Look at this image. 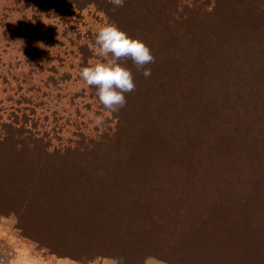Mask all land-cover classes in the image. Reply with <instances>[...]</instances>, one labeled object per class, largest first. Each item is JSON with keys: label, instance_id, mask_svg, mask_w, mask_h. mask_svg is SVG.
Wrapping results in <instances>:
<instances>
[{"label": "trees", "instance_id": "obj_1", "mask_svg": "<svg viewBox=\"0 0 264 264\" xmlns=\"http://www.w3.org/2000/svg\"><path fill=\"white\" fill-rule=\"evenodd\" d=\"M134 1L119 7L113 0L73 2L96 6L107 23L150 49L154 60L144 67L161 76L142 86L180 85L182 75L195 81L178 99L171 93L145 115L143 90L137 86L143 68L133 63V73L141 76L125 93L126 104L117 114L121 121L104 133V141L140 158L148 155V167L133 171L139 180L134 188L165 204L155 224L168 246L186 250L196 264H264V0H213L209 9L204 0H193V17L201 19L194 29L180 0L157 3V13L154 0ZM7 127L0 151L7 148L14 165L23 162L20 167L36 160L37 142ZM5 165L0 166V196L26 212L39 201L25 186L12 185L13 180L24 185L25 174ZM74 203L63 204L61 212L81 217L85 205ZM127 228L125 223L122 230ZM104 230L110 232L105 224L96 231L88 223L87 230H73L64 240L81 248L93 245V253H101L110 240Z\"/></svg>", "mask_w": 264, "mask_h": 264}, {"label": "rangeland", "instance_id": "obj_2", "mask_svg": "<svg viewBox=\"0 0 264 264\" xmlns=\"http://www.w3.org/2000/svg\"><path fill=\"white\" fill-rule=\"evenodd\" d=\"M73 1L0 0V136L10 125L40 147L36 160L29 158L23 167L19 166L23 162L14 165L7 148L0 151V166L6 163L25 174L24 185L9 182L25 186L39 201L23 212L12 199L0 196V264H196L186 250L168 246L160 234L155 218L165 212V204L134 188L139 180L133 171L148 167V155L140 158L104 141V133L121 121L117 118L121 110L104 108L95 86L80 78V68L104 59L94 42L107 20L96 6ZM165 1L154 0L153 13L157 3L163 6ZM180 1L189 10L186 23L196 28L201 19L193 17V0ZM203 2L209 9L213 0ZM154 21L163 24L155 17ZM120 63L131 70L133 80L141 76L133 73L131 59ZM147 68L150 75L142 72L137 83L143 90L145 115L171 93L178 99L195 81L182 75L180 85L175 81L171 87L148 88L142 85L161 74ZM77 199L85 205L81 217L61 212L63 204L76 205ZM65 219L75 222L69 225ZM88 223L96 231L103 224L110 230L107 234L104 230L110 240L102 254L93 253V245L81 248L64 240L73 230H87ZM125 223L130 225L126 234Z\"/></svg>", "mask_w": 264, "mask_h": 264}, {"label": "clouds", "instance_id": "obj_3", "mask_svg": "<svg viewBox=\"0 0 264 264\" xmlns=\"http://www.w3.org/2000/svg\"><path fill=\"white\" fill-rule=\"evenodd\" d=\"M113 3L119 7L124 0H113ZM94 43L97 54L104 59L81 67L80 78L89 86H95L96 96L106 110L115 112L126 104L125 93L135 87L131 70L121 64L120 59H131L147 76L151 70L144 66L154 57L142 40L129 36L112 23L99 27Z\"/></svg>", "mask_w": 264, "mask_h": 264}]
</instances>
